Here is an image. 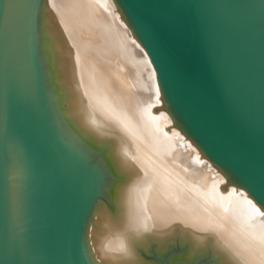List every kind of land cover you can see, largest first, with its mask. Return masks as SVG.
<instances>
[{
	"label": "bare ground",
	"instance_id": "1",
	"mask_svg": "<svg viewBox=\"0 0 264 264\" xmlns=\"http://www.w3.org/2000/svg\"><path fill=\"white\" fill-rule=\"evenodd\" d=\"M34 10L45 110L79 159L99 158L93 185L107 180L78 235L87 261L156 264L146 254L176 244L185 264H264V202L179 118L118 1L37 0Z\"/></svg>",
	"mask_w": 264,
	"mask_h": 264
},
{
	"label": "water",
	"instance_id": "2",
	"mask_svg": "<svg viewBox=\"0 0 264 264\" xmlns=\"http://www.w3.org/2000/svg\"><path fill=\"white\" fill-rule=\"evenodd\" d=\"M36 1L0 0V264H90L93 181L43 105ZM117 1L179 118L264 202V0Z\"/></svg>",
	"mask_w": 264,
	"mask_h": 264
},
{
	"label": "rangeland",
	"instance_id": "3",
	"mask_svg": "<svg viewBox=\"0 0 264 264\" xmlns=\"http://www.w3.org/2000/svg\"><path fill=\"white\" fill-rule=\"evenodd\" d=\"M49 118H50V113H49ZM52 123V122H51ZM53 124V123H52ZM57 133H58V136L60 138V140L62 141V143H64L65 145H69L68 148L72 151V153L78 158V160L80 162L83 163L84 166L87 167V169L91 172L92 175H94V167H95V163H97L98 159L96 156L92 157V153H91V158L89 159H85V160H81L79 158H81V155H76V153H74V150L73 148L71 147L72 146V143L70 141V138H68L67 136H64L63 132L61 131V133L57 130L56 128V125L53 124ZM62 137H61V136ZM93 178H95L93 176ZM93 181V179H92ZM96 183L93 185L95 187V192H94V195H93V200L96 198V200L99 198L100 200H102V202L104 201L103 200V196L105 194V187H106V183H107V180H105V178H102L100 180H97L95 179ZM96 193V194H95ZM184 246H180V245H172V247H170L169 249H167L164 254L161 255V257L159 256H156L155 255V251H152L148 254H146V257L152 261L153 259V262L156 263V264H185L183 262H180L179 259L177 258V256L179 255H182L180 251H182ZM152 254V255H151ZM159 262V263H157ZM193 264H213V261L210 257L208 256H205L201 259H198L195 263Z\"/></svg>",
	"mask_w": 264,
	"mask_h": 264
}]
</instances>
